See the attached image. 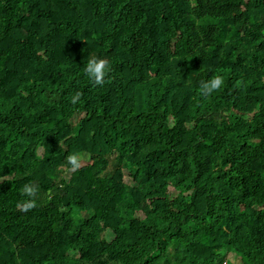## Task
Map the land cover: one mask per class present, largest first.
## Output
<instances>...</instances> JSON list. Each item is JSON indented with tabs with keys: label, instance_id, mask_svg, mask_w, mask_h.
Here are the masks:
<instances>
[{
	"label": "trees",
	"instance_id": "obj_1",
	"mask_svg": "<svg viewBox=\"0 0 264 264\" xmlns=\"http://www.w3.org/2000/svg\"><path fill=\"white\" fill-rule=\"evenodd\" d=\"M0 264H264V0H0Z\"/></svg>",
	"mask_w": 264,
	"mask_h": 264
},
{
	"label": "clouds",
	"instance_id": "obj_2",
	"mask_svg": "<svg viewBox=\"0 0 264 264\" xmlns=\"http://www.w3.org/2000/svg\"><path fill=\"white\" fill-rule=\"evenodd\" d=\"M84 71L88 76L89 80L93 81L96 85H101L104 82V76L107 71V61L104 58L93 56L87 60L84 66ZM223 85V79L220 76H214L206 80L199 81V91L203 96H208L213 94L215 91L220 89ZM81 93L76 92L71 97V103L76 104L80 99ZM70 165L75 168L79 167V155L73 154L69 158ZM36 189L31 185L25 184L23 188V193L31 197L35 193ZM35 202L31 199H27L21 202V207L24 211H27L34 207Z\"/></svg>",
	"mask_w": 264,
	"mask_h": 264
},
{
	"label": "rangeland",
	"instance_id": "obj_3",
	"mask_svg": "<svg viewBox=\"0 0 264 264\" xmlns=\"http://www.w3.org/2000/svg\"><path fill=\"white\" fill-rule=\"evenodd\" d=\"M125 115H126V113H125V114L123 113V116H125ZM72 153H73V154H78V155H79V161H80L81 165H85V164L88 163L89 159H88L87 157H85L82 153H80L79 151H77V150H72ZM108 236L110 237V235H108ZM228 259H229L230 261H232V262H237V263L240 262V260H239V259H236V258L234 257V255L231 254V253L228 254Z\"/></svg>",
	"mask_w": 264,
	"mask_h": 264
}]
</instances>
